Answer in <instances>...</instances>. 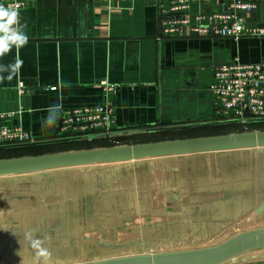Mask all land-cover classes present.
<instances>
[{"label":"crops","instance_id":"1","mask_svg":"<svg viewBox=\"0 0 264 264\" xmlns=\"http://www.w3.org/2000/svg\"><path fill=\"white\" fill-rule=\"evenodd\" d=\"M170 1H27L19 16L28 42L0 58L8 63L18 55L23 61L18 76L0 81V115L5 116L0 125L21 127L37 142L52 140L60 119L51 128L41 119L57 103L63 112L110 102L114 131L212 120L215 105L208 87L214 67L264 61V37L194 33L195 16L225 8L219 0L193 3L189 24L164 35L160 19ZM241 16L247 27L264 26V0ZM104 83L114 91H105ZM172 132L180 130L135 137ZM173 139L181 138L166 140ZM26 189L43 201L42 212H51L54 203L57 210L34 216L9 211L8 201ZM0 222L11 225L0 231V264H31L30 251L18 243L30 229L50 237L49 247L64 264L211 247L264 229V148L0 177ZM225 264H264V250Z\"/></svg>","mask_w":264,"mask_h":264},{"label":"built area","instance_id":"2","mask_svg":"<svg viewBox=\"0 0 264 264\" xmlns=\"http://www.w3.org/2000/svg\"><path fill=\"white\" fill-rule=\"evenodd\" d=\"M29 0H0V4L19 10ZM211 0H171L169 9L162 14L160 30L162 34H176L181 27L189 24L187 12L193 3ZM225 8L218 13L195 16L192 31L197 35L209 37H264V26L247 27L244 13L253 12L260 0H219ZM209 23L204 25L203 21ZM105 91H114V85L103 84ZM21 87V85H20ZM209 90L214 97L215 116L210 122H235L246 125L251 121L264 120V61L241 63L238 60L230 64L215 66ZM115 109L106 102L95 107H77L67 109L60 116L58 139L88 138L113 132ZM8 116V115H7ZM4 115H0L4 119ZM246 122V123H244ZM37 141L21 127L0 125V147L34 144Z\"/></svg>","mask_w":264,"mask_h":264},{"label":"water","instance_id":"3","mask_svg":"<svg viewBox=\"0 0 264 264\" xmlns=\"http://www.w3.org/2000/svg\"><path fill=\"white\" fill-rule=\"evenodd\" d=\"M185 127L188 126L113 131L106 135L91 136L88 139L95 140L115 136L129 137L154 131L181 129ZM42 142L46 141H39L34 144ZM262 148H264V130L243 131L127 144L115 147L2 158L0 159V177L25 175L94 164H111L149 158ZM258 250H264V229L243 232L217 245L206 248L132 255L79 264H225L244 253Z\"/></svg>","mask_w":264,"mask_h":264},{"label":"clouds","instance_id":"4","mask_svg":"<svg viewBox=\"0 0 264 264\" xmlns=\"http://www.w3.org/2000/svg\"><path fill=\"white\" fill-rule=\"evenodd\" d=\"M25 26L20 22L19 12L11 6L0 4V58L7 56L13 49L18 53L28 42ZM23 61L17 55L12 62L0 63V81H11L19 75ZM63 105L57 103L46 109L47 115L42 117V126L53 127L62 114ZM11 227L0 222V230L8 231ZM50 237L40 235L38 230L30 229L22 232L18 241L21 248H27L31 254V264H64L57 259L49 247Z\"/></svg>","mask_w":264,"mask_h":264},{"label":"rangeland","instance_id":"5","mask_svg":"<svg viewBox=\"0 0 264 264\" xmlns=\"http://www.w3.org/2000/svg\"><path fill=\"white\" fill-rule=\"evenodd\" d=\"M259 122V121H258ZM255 122L259 125L254 127H243L241 125H238V127H229L224 128L223 127H214L210 129H201V128H190L185 129L180 132H172L167 134H158L153 136H142V137H135V136H115L110 138H104L99 139L98 142H90V143H72V144H51V145H43V146H31V147H23V148H14V149H8L3 152H0V159L2 158H9V157H15V156H21V155H38V154H44V153H56V152H66V151H79V150H87V149H95V148H104V147H115V146H121V145H127V144H136L138 142L148 141V140H154V141H162L169 138H191V137H197L202 136L204 134L212 133V132H219L222 134L225 133H236V132H243V131H256V130H264V123L263 122ZM240 126V127H239ZM35 194V193H34ZM34 194H32V191L29 189H26L23 193H20L19 198L16 201H8V210L11 211L12 208L19 211V214H27L29 216L34 215H47L52 214L53 211L57 210L56 203H54L53 208H51V212L45 211L42 212L43 207L40 205L43 201L39 200L36 197H32ZM35 199V201H33ZM34 202V203H33ZM75 203V201H73ZM64 210V208H61ZM59 209L58 215L59 217H63L60 212L62 211ZM75 210V209H74ZM106 210H114L111 208H107ZM78 213V210L76 211ZM96 212H101L99 209H97ZM67 213L64 214L66 216ZM24 226V225H23ZM3 232V230H0Z\"/></svg>","mask_w":264,"mask_h":264},{"label":"trees","instance_id":"6","mask_svg":"<svg viewBox=\"0 0 264 264\" xmlns=\"http://www.w3.org/2000/svg\"><path fill=\"white\" fill-rule=\"evenodd\" d=\"M258 122V121H256ZM259 122H263L264 121H259ZM258 122V123H259ZM239 124H235V123H227V122H221V123H214V122H207V123H203V124H200V125H193V126H188V127H185V128H181L179 129L180 131L182 130H185V129H190V128H201V129H210V128H214V127H223L224 128H229V127H238ZM259 124L255 123V122H249L247 123L246 125H241L243 127H254V126H257ZM240 127V126H239ZM214 129H217V128H214ZM170 130H176V129H170ZM225 134H228V133H225ZM203 136V135H202ZM199 137V136H197ZM99 139H95V140H90V141H81V140H77V139H73V140H69V139H58V137H54L52 140H48L46 142H42V143H38V144H27V145H18V146H11V145H8V146H1L0 147V152H3L5 150H8V149H14V148H23V147H31V146H43V145H51V144H72V143H78V142H83V143H90V142H98ZM155 142V141H154ZM140 143V142H138ZM141 143H144V142H141ZM44 154H47V153H44ZM40 155V154H38ZM21 156H26V155H21ZM29 156V155H28ZM15 157H20V156H15ZM11 158V157H9Z\"/></svg>","mask_w":264,"mask_h":264}]
</instances>
